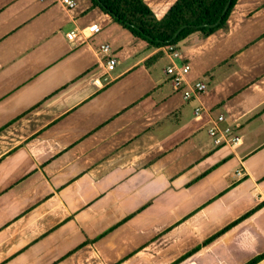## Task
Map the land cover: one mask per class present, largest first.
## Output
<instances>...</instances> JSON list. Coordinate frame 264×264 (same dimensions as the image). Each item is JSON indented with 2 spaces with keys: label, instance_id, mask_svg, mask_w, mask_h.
<instances>
[{
  "label": "crops",
  "instance_id": "crops-1",
  "mask_svg": "<svg viewBox=\"0 0 264 264\" xmlns=\"http://www.w3.org/2000/svg\"><path fill=\"white\" fill-rule=\"evenodd\" d=\"M74 1L0 0V264L263 256L264 0H238L225 29L175 45L188 80L207 86L189 101L165 76L166 47ZM176 1L145 3L162 19ZM199 105L240 145L216 147Z\"/></svg>",
  "mask_w": 264,
  "mask_h": 264
},
{
  "label": "trees",
  "instance_id": "trees-1",
  "mask_svg": "<svg viewBox=\"0 0 264 264\" xmlns=\"http://www.w3.org/2000/svg\"><path fill=\"white\" fill-rule=\"evenodd\" d=\"M177 0L162 19H157L145 0H91L107 18L113 20L133 37L154 48L175 46L193 33L207 37L225 29L238 0ZM219 24L215 27L209 25ZM208 25V26H207ZM185 27L178 36L179 29ZM261 256L248 264H256Z\"/></svg>",
  "mask_w": 264,
  "mask_h": 264
},
{
  "label": "built area",
  "instance_id": "built-area-1",
  "mask_svg": "<svg viewBox=\"0 0 264 264\" xmlns=\"http://www.w3.org/2000/svg\"><path fill=\"white\" fill-rule=\"evenodd\" d=\"M45 1V0H44ZM61 4L67 9H74L77 3L74 0H60ZM89 33L94 34L98 31V26L93 25L88 29ZM78 37L76 32H71L66 35L69 41H74ZM167 56L172 59L171 65L165 70V76L170 80L173 88L176 92L180 93L185 101L189 100H199L202 94L207 90V86L202 81L190 82L188 80V75L190 73V67L188 65H180L174 62L175 59L179 57V53L176 51L175 46H168L165 49ZM99 53L105 58V67L108 72L114 70L116 61L111 54L110 46L107 44L101 45L99 47ZM105 82H108V77H104ZM96 86H102L100 80H94ZM203 115L208 118L207 122V134L212 140L216 147H231L235 148L240 145L241 139L235 133L232 127L224 126L226 122V117L224 115H219L214 117L210 112H208L202 105H199L194 110V116L200 119ZM238 177L243 175L242 171L236 173Z\"/></svg>",
  "mask_w": 264,
  "mask_h": 264
},
{
  "label": "water",
  "instance_id": "water-1",
  "mask_svg": "<svg viewBox=\"0 0 264 264\" xmlns=\"http://www.w3.org/2000/svg\"><path fill=\"white\" fill-rule=\"evenodd\" d=\"M230 2H231V0L228 2V5H227L226 8H228ZM220 21H221V19H220L216 24H214V25H209V26H211V27H215V26H217V24H219ZM207 26H208V25H207ZM184 28H185V27H182L181 29H179V30L177 31V33L175 34V36L173 37L172 40H174V39L178 36V34H179Z\"/></svg>",
  "mask_w": 264,
  "mask_h": 264
}]
</instances>
